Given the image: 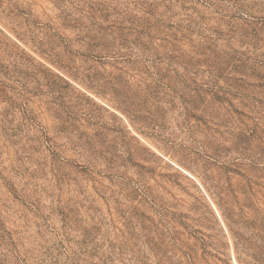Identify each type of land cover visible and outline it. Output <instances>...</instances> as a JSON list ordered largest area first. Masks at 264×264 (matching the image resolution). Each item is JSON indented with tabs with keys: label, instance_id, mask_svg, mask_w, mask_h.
Wrapping results in <instances>:
<instances>
[{
	"label": "rangeland",
	"instance_id": "1",
	"mask_svg": "<svg viewBox=\"0 0 264 264\" xmlns=\"http://www.w3.org/2000/svg\"><path fill=\"white\" fill-rule=\"evenodd\" d=\"M0 264H264V0H0Z\"/></svg>",
	"mask_w": 264,
	"mask_h": 264
}]
</instances>
